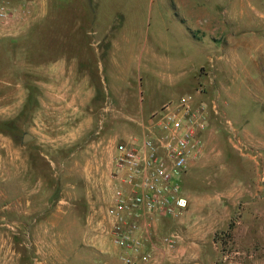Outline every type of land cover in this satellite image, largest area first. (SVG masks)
Returning <instances> with one entry per match:
<instances>
[{"label":"rangeland","instance_id":"obj_1","mask_svg":"<svg viewBox=\"0 0 264 264\" xmlns=\"http://www.w3.org/2000/svg\"><path fill=\"white\" fill-rule=\"evenodd\" d=\"M49 3L13 0L28 14L0 37V264H124L103 231L115 146L189 93L209 105L206 148L180 180L187 208L152 237L179 236L164 264H264V66L214 58L263 51L262 0H231L224 19L250 36L234 46L186 37L176 0H53L67 18Z\"/></svg>","mask_w":264,"mask_h":264},{"label":"built area","instance_id":"obj_2","mask_svg":"<svg viewBox=\"0 0 264 264\" xmlns=\"http://www.w3.org/2000/svg\"><path fill=\"white\" fill-rule=\"evenodd\" d=\"M27 14L24 4L0 0V37L16 35ZM208 107L193 94L183 95L153 112L139 137L115 146L103 231L124 264H164L155 252L175 248L177 234L162 236L158 245L151 228L160 218L179 217L189 204L180 180L205 151Z\"/></svg>","mask_w":264,"mask_h":264},{"label":"crops","instance_id":"obj_3","mask_svg":"<svg viewBox=\"0 0 264 264\" xmlns=\"http://www.w3.org/2000/svg\"><path fill=\"white\" fill-rule=\"evenodd\" d=\"M210 2V6L211 4H214L213 7H210L209 10L207 11L208 16H201L202 14L204 15L205 11L203 7L197 5V1L196 0H191V2L189 3V6L186 7L184 5V3L180 0H176V5H177V15L179 17V24H182L184 27V33L186 35V37H188L189 39H198L201 42L205 39L209 42H212V44L214 46H216L217 44L219 45H229L231 44V46L237 45V43L243 44L245 42L248 41V39L250 38V36H236L239 32V24L240 25H246L249 23V21L247 20H242L241 22H239L237 25L234 24L233 22H231V20L228 19H224L225 18V13L229 12V8L231 7V0H227V1H220V0H208ZM53 2V0H50L49 3V12L52 13V11H56L61 14H66L67 18V14H69V7L67 5L64 6H58L55 9H53L51 6V3ZM262 3H264V0H262ZM218 5V7H217ZM222 5V6H221ZM221 8V9H220ZM219 13H221L222 18L221 19H217ZM212 14V15H210ZM215 14V16H213ZM201 16V17H200ZM258 19L255 23L256 27L259 28L261 30V34H262V42L264 43V9L260 10L258 15H257ZM181 19V20H180ZM219 20V21H218ZM79 22V21H78ZM235 28V29H233ZM244 28L243 26H241V29ZM249 29V28H248ZM262 52L257 53V55H255L254 58L251 55L248 54H240V53H235L232 52L230 54V56L228 55H221V54H214V58L216 59V63H220L225 61L226 63V67L229 70L232 71H236V70H247L248 66H255L257 67L258 63L260 62L261 66H264V48H262ZM248 58V60H250L251 63L249 64H244V62L246 61V59ZM244 61V62H243ZM216 65V64H215ZM65 67L66 64H58V65H54V67H52V69H56L57 73L56 76H61L62 73L65 72ZM62 72V73H61ZM87 78H85V80L83 79V75H81V79H80V84H83V82H85V84L87 83ZM68 85L67 82L64 83L63 85H61L59 88H55V91H66L68 89ZM106 93L111 92V90L109 91V88H104ZM166 103V102H165ZM165 103H163L161 106H163ZM156 111V110H155ZM150 112L149 114L147 113H143L141 112L139 115V119H137L136 123V129L133 130L135 134L141 135L143 133V128L145 126V124H147V120L148 117H150V114H152L153 112ZM158 223H160V220H158ZM157 223L156 227L159 225ZM156 227L154 228V226L151 228V230L156 229ZM117 248V247H116ZM164 252L162 250V248H158L157 253H159V255H162L160 257H164V259L166 258V256H163ZM165 253V252H164ZM158 257V256H157Z\"/></svg>","mask_w":264,"mask_h":264},{"label":"water","instance_id":"obj_4","mask_svg":"<svg viewBox=\"0 0 264 264\" xmlns=\"http://www.w3.org/2000/svg\"><path fill=\"white\" fill-rule=\"evenodd\" d=\"M29 138H32V135L29 134V133H27V132H24V133L22 134V138H21V140H22V142H24V141L28 140Z\"/></svg>","mask_w":264,"mask_h":264}]
</instances>
